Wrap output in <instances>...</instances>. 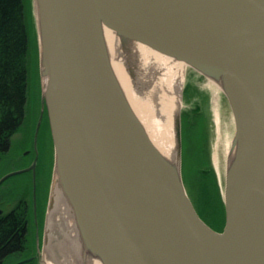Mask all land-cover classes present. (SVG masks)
<instances>
[{
    "label": "water",
    "instance_id": "95a60500",
    "mask_svg": "<svg viewBox=\"0 0 264 264\" xmlns=\"http://www.w3.org/2000/svg\"><path fill=\"white\" fill-rule=\"evenodd\" d=\"M51 192L77 230L79 264H264V0H33ZM104 28L218 82L234 117L225 224L210 227L181 177V112L165 157L132 109ZM133 54V53H132ZM53 193V192H52ZM55 202L52 194L50 203Z\"/></svg>",
    "mask_w": 264,
    "mask_h": 264
},
{
    "label": "flooded vegetation",
    "instance_id": "af4514ba",
    "mask_svg": "<svg viewBox=\"0 0 264 264\" xmlns=\"http://www.w3.org/2000/svg\"><path fill=\"white\" fill-rule=\"evenodd\" d=\"M53 159L49 119L40 96L37 109L24 116L0 150V264H43L41 254L49 246L55 255L60 253L55 243L63 234L56 224L47 223Z\"/></svg>",
    "mask_w": 264,
    "mask_h": 264
},
{
    "label": "bare ground",
    "instance_id": "6f19581e",
    "mask_svg": "<svg viewBox=\"0 0 264 264\" xmlns=\"http://www.w3.org/2000/svg\"><path fill=\"white\" fill-rule=\"evenodd\" d=\"M104 37L112 67L132 109L156 148L168 159L173 158L175 152L173 148L172 118L174 112L181 106V91L191 67L185 62L160 53L145 44L130 41L126 44V47L129 48L131 55H134L137 60V66L133 69L137 72L138 83L133 85L125 67L126 57L121 51L120 37L108 28H104ZM205 78L207 80L205 87L211 91V106L214 111L217 134L214 147V163L218 169V146L220 143L223 145L222 155L225 157L226 163L231 147V137H226L223 130H221L223 123L217 106V94L219 89L221 90V86L213 79ZM231 122L235 126L233 116ZM52 192L55 202L50 204V220H47V223L49 227L56 224V229L61 231L63 235L62 239L55 243L60 252L58 256L48 250L51 246L44 249L45 264H79L73 250L78 235L76 227L65 204L60 200L56 201L55 191ZM90 262L91 264H101L97 259Z\"/></svg>",
    "mask_w": 264,
    "mask_h": 264
},
{
    "label": "rangeland",
    "instance_id": "374dc122",
    "mask_svg": "<svg viewBox=\"0 0 264 264\" xmlns=\"http://www.w3.org/2000/svg\"><path fill=\"white\" fill-rule=\"evenodd\" d=\"M28 33L27 51V99L25 115L28 118L39 105L41 80L38 70V40L33 0H23ZM182 89L181 112V177L185 190L199 216L215 228L223 227L225 210L222 189L225 173L223 145L218 146V169L214 163V147L217 138L211 91L205 87L206 78L191 68ZM218 111L226 137L232 139V111L219 89ZM23 121V120H22ZM21 121V122H22ZM225 137V138H226ZM224 141V140H223ZM44 264V255L41 254Z\"/></svg>",
    "mask_w": 264,
    "mask_h": 264
},
{
    "label": "trees",
    "instance_id": "16d2710c",
    "mask_svg": "<svg viewBox=\"0 0 264 264\" xmlns=\"http://www.w3.org/2000/svg\"><path fill=\"white\" fill-rule=\"evenodd\" d=\"M27 51L23 0H0V150L25 116Z\"/></svg>",
    "mask_w": 264,
    "mask_h": 264
}]
</instances>
